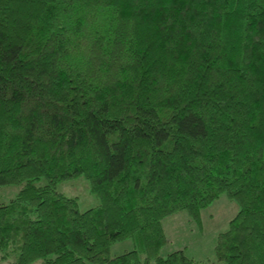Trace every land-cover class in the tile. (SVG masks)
<instances>
[{
    "label": "trees",
    "instance_id": "obj_1",
    "mask_svg": "<svg viewBox=\"0 0 264 264\" xmlns=\"http://www.w3.org/2000/svg\"><path fill=\"white\" fill-rule=\"evenodd\" d=\"M77 176L98 206L57 191ZM9 184L0 261L205 263L160 254L162 219L200 222L225 193L239 210L215 262L264 264V0H0Z\"/></svg>",
    "mask_w": 264,
    "mask_h": 264
},
{
    "label": "rangeland",
    "instance_id": "obj_2",
    "mask_svg": "<svg viewBox=\"0 0 264 264\" xmlns=\"http://www.w3.org/2000/svg\"><path fill=\"white\" fill-rule=\"evenodd\" d=\"M36 183L43 184L44 179L41 178ZM20 187L19 184L1 186L0 203H7L13 199ZM57 191L67 197H77L79 211H85L99 205V199L91 192L89 182L83 176L59 182ZM238 210L237 203L222 193L201 210L200 222L192 220L184 210L163 218L162 226L166 242L162 246L160 254L165 256L174 250L184 249L189 257L205 261V263L200 264H225L224 262H215L214 245L218 233L228 229L230 220L237 214ZM133 248L134 244L131 238L116 241L110 247V255H119ZM13 260L14 257L9 256L0 262L1 264H11ZM31 264H41V261L38 260Z\"/></svg>",
    "mask_w": 264,
    "mask_h": 264
}]
</instances>
